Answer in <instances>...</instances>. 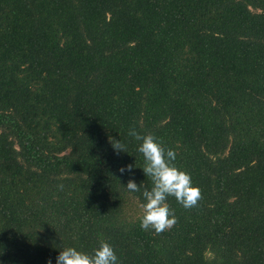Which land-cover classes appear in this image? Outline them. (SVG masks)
I'll return each mask as SVG.
<instances>
[{
	"label": "trees",
	"instance_id": "16d2710c",
	"mask_svg": "<svg viewBox=\"0 0 264 264\" xmlns=\"http://www.w3.org/2000/svg\"><path fill=\"white\" fill-rule=\"evenodd\" d=\"M130 128L201 191L161 232L125 187L152 186ZM101 240L120 264H264V0H0V264Z\"/></svg>",
	"mask_w": 264,
	"mask_h": 264
},
{
	"label": "clouds",
	"instance_id": "9594fccd",
	"mask_svg": "<svg viewBox=\"0 0 264 264\" xmlns=\"http://www.w3.org/2000/svg\"><path fill=\"white\" fill-rule=\"evenodd\" d=\"M128 135L140 143L137 151L143 155L144 175L151 181V188L141 189L134 179H128L125 187L132 192H141L143 196L140 227L152 228L161 232L170 228L176 221L173 209L167 203L169 196H174L183 207L189 208L197 204L201 191L195 185L191 175L176 166V151L165 146L151 133L141 134L135 128H130ZM112 146L116 150L124 151V144L120 139H112ZM132 166L119 169L121 173L131 171ZM47 264H52L49 259ZM55 264H120L113 246L106 240H101L92 252H85L75 246L61 248L55 258Z\"/></svg>",
	"mask_w": 264,
	"mask_h": 264
},
{
	"label": "rangeland",
	"instance_id": "374dc122",
	"mask_svg": "<svg viewBox=\"0 0 264 264\" xmlns=\"http://www.w3.org/2000/svg\"><path fill=\"white\" fill-rule=\"evenodd\" d=\"M134 204H132V206H133ZM136 209V211H138L139 209H137V208H135ZM135 209H129V207H128V210H129V212H133Z\"/></svg>",
	"mask_w": 264,
	"mask_h": 264
}]
</instances>
